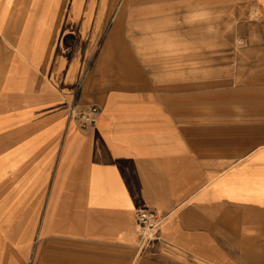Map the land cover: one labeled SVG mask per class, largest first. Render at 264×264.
Listing matches in <instances>:
<instances>
[{
    "label": "crops",
    "instance_id": "crops-1",
    "mask_svg": "<svg viewBox=\"0 0 264 264\" xmlns=\"http://www.w3.org/2000/svg\"><path fill=\"white\" fill-rule=\"evenodd\" d=\"M35 1L0 0V264H264V147L229 167V139L187 120L184 88L138 82L105 49L90 66L94 35ZM209 1L239 32L252 8L264 25V0ZM72 104L100 110L92 128L68 122ZM144 210L161 226L139 250Z\"/></svg>",
    "mask_w": 264,
    "mask_h": 264
},
{
    "label": "rangeland",
    "instance_id": "rangeland-1",
    "mask_svg": "<svg viewBox=\"0 0 264 264\" xmlns=\"http://www.w3.org/2000/svg\"><path fill=\"white\" fill-rule=\"evenodd\" d=\"M33 3L42 9L55 3L59 16L67 11L62 24L74 35L82 28L85 39L94 35L90 66L98 52L97 60L105 58V49L123 74L137 73L138 82L160 72L164 80L149 82L169 85L171 94L184 88L187 120L200 119L203 135L210 130L219 141L229 139V167L264 147V64H243L247 58L264 60V25L256 24L253 8L244 18L245 31L239 32L240 20L229 27L226 7H218L224 2L214 7L209 0L183 2L169 10L163 9L166 4L141 6L135 0ZM15 231L8 238L11 246L18 243Z\"/></svg>",
    "mask_w": 264,
    "mask_h": 264
},
{
    "label": "built area",
    "instance_id": "built-area-1",
    "mask_svg": "<svg viewBox=\"0 0 264 264\" xmlns=\"http://www.w3.org/2000/svg\"><path fill=\"white\" fill-rule=\"evenodd\" d=\"M100 114L97 107L79 108L75 104L70 105L67 120L74 122L80 130L92 128ZM136 232L138 235V249L148 248L158 238L161 218L153 211L144 210L136 216Z\"/></svg>",
    "mask_w": 264,
    "mask_h": 264
}]
</instances>
